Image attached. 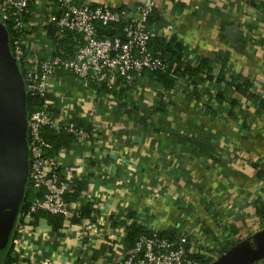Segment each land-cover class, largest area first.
<instances>
[{
	"label": "crops",
	"instance_id": "0c3cea01",
	"mask_svg": "<svg viewBox=\"0 0 264 264\" xmlns=\"http://www.w3.org/2000/svg\"><path fill=\"white\" fill-rule=\"evenodd\" d=\"M47 1L29 0L33 32L27 50L47 43L37 27L46 17ZM87 1L93 7L133 11L148 0ZM154 8L163 20L159 29H169L190 56L224 55L228 71L246 74L264 87V0H156ZM47 36H53L51 28ZM199 74L204 79L199 97L178 83L167 88L147 74L139 77L131 98L142 111L132 117L119 107L120 99L71 73L57 72L49 80L53 96L64 93L79 117L95 120L103 165L91 163L97 168L91 173L80 149L61 158L63 173L81 176L79 200H90L95 211L87 221L62 219L56 230L45 216H36L24 227L37 250L32 264H115L129 250L123 237L117 239L124 221L112 213L125 206L144 213L148 228L185 236L189 252L211 262L264 229L257 217L264 180L256 178L252 166V160L264 159V109L250 110L242 101L235 117H226L228 104L214 99L216 91L229 98L238 94ZM207 104L217 112L207 111ZM151 106L148 124L142 116ZM251 264H264V257Z\"/></svg>",
	"mask_w": 264,
	"mask_h": 264
},
{
	"label": "built area",
	"instance_id": "2783aa9c",
	"mask_svg": "<svg viewBox=\"0 0 264 264\" xmlns=\"http://www.w3.org/2000/svg\"><path fill=\"white\" fill-rule=\"evenodd\" d=\"M155 1L148 0L131 11L127 8L114 10L107 6L93 7L87 0H48L46 17L37 24L40 28L39 34L46 38L47 29L53 27L56 40L64 38L66 34L78 35L70 55L54 42L39 45L35 50H27L25 43L33 32L28 21L33 12L29 0H0V22L5 27L8 23L11 24V32L6 28L9 46L15 53V58L22 64L27 103L29 97L45 98L39 107L28 110L27 106V187L36 196L20 212L11 247L6 254V264H32L36 260L37 250L33 241L27 237L24 227L33 223L37 214L42 212L61 216L66 221L88 220L81 217L77 203L66 199V195L81 176L76 177L70 171L63 173L59 169L61 158L75 148L83 147L91 173L97 172V168L91 166V163L98 162L103 165V158L97 156L96 151L102 142L99 136L91 135L71 121L70 114L75 112L74 103L66 99L64 93L58 95L60 107L53 106L48 99V95L53 96L49 80L58 70H63L76 76L86 86L106 84L109 88L126 87L133 94L136 81L142 76V72L169 69L160 52L153 53L150 48L153 36L161 35L166 39L172 36L169 29L155 31L148 24V16L155 9ZM246 9L250 11V7ZM98 22L103 25L126 23L122 27L123 36H100L96 27ZM171 71L176 84L185 86L190 92L199 87L192 84L191 80L173 73V67ZM202 75L207 74L203 71ZM253 85L251 89L264 97L263 85L259 86L257 82ZM256 106L253 102L245 104L250 110ZM75 114L79 116L78 113ZM47 128L58 133L73 134L75 139L69 148L63 147L58 153L52 154L53 144L42 134ZM129 211L125 206L112 213L115 220L120 218L124 221V226L119 228L122 236H117V239L126 236V226L133 222L143 225L150 232L140 235L133 248L115 264H200L190 257L185 236L161 237L160 231L148 228L144 213L135 212V218H128ZM84 245L86 248L89 243L85 242Z\"/></svg>",
	"mask_w": 264,
	"mask_h": 264
},
{
	"label": "trees",
	"instance_id": "16d2710c",
	"mask_svg": "<svg viewBox=\"0 0 264 264\" xmlns=\"http://www.w3.org/2000/svg\"><path fill=\"white\" fill-rule=\"evenodd\" d=\"M30 8L32 9L31 5ZM162 23H163L162 18L159 16L157 10L154 9L148 16V24L150 28H152L155 31H158ZM124 25H126V23L124 22L118 23L116 25H103L100 22L96 23L98 33L102 37L104 36L122 37L123 36L122 27ZM6 28L8 29V31L11 32L10 23L6 25ZM54 31L55 29H53L52 27L51 33L54 34ZM77 38L78 35L66 34L64 38L58 40H56L54 36L51 37L49 36V38L48 36H46L45 39L47 40V43H53V42L57 43L58 47H61L65 51V53L71 55L73 52V45L75 43V39ZM150 48L153 53L159 51L161 57L168 64L169 67V69L167 68L165 70H154V71L145 70L144 72H142V76L144 74H147L148 78L150 80H154L155 83H159L167 88H171L174 84H176V80L172 76V71H171V68L173 67V73L181 77H184L188 80H191L192 84L197 86L199 82L204 80L203 78L202 79L200 78L199 73L205 71L207 75L204 77L207 79L208 82H210L211 84L224 83L225 87L233 88L235 93L238 94V98L236 97L229 98L225 95L224 92L216 91L214 95V99L217 102H219L221 105L224 102H227L228 104L229 109L226 112V117L234 118L235 117L234 110L238 105L242 104V101L244 103L253 102V104L255 103L257 105V108L264 109V97H260V95L257 92L251 89L252 81L249 78V76H247L246 74L244 75L242 73H233L231 71H228L226 62H224L225 61V59L223 58L224 55L223 56L218 55L214 59L203 58L201 56L196 55L194 59H190L189 58L190 55L185 52V47L183 46L181 41L177 39V37H175L174 35H172L169 39H166L161 35L153 36L150 41ZM218 64L220 68L219 71L216 73V76H214L213 70H216V65ZM57 72L61 75L67 73V71H63V70H58ZM92 87H96L100 92L106 94L107 93L112 94L118 99H120L121 102L119 103V107L123 109L125 115H130V117H132L135 115H139V112L142 111L139 104L136 103L135 100H132L131 96H133L134 93L132 94L131 92H129V88L117 87V86L114 88H109L106 84H102L98 86L93 85ZM190 93L195 97H199L200 94H202V92L198 91V89L196 88L193 90V92L191 91ZM44 99H45L44 97H37L36 99H32L31 97H29L27 103L28 110L39 107V105H41ZM48 99L51 100L55 108L60 107L61 102L59 98L48 95ZM66 99H68L67 96ZM73 106L75 112L77 113V110L75 108L76 107L75 103L73 104ZM206 109L210 113L217 112L209 104H207ZM145 111L146 112H143L144 114L142 118H144V120L146 119L149 120L147 121V123L151 124L150 117H147V115L152 116V114L154 113V107L151 106L148 109H145ZM75 112L74 111L71 112L70 118L71 121L77 125V127L86 129L91 135L98 134L97 128H93V125L95 124L94 119L92 118L87 119L86 117L76 116ZM42 134L47 139H49V141L53 144L52 154L58 153L59 149L61 150L63 146L69 148L73 140L75 139L73 134L66 132L58 133L49 128L44 129ZM75 149H80L82 152L84 148L80 147ZM252 162H253L252 166L256 170V178H258L259 180H264V159H256V160H252ZM59 169L61 170V168ZM83 189H84V183L76 181L75 186L66 195V199L70 202L77 203L76 201H80L79 200L80 193ZM35 196L36 194L33 192V190L30 187L26 186L24 199L22 206L20 208V212L28 206L30 201ZM78 206L80 210V215L83 219L84 218L92 219V213L95 211V209L93 208V203H91L90 200H86V201L82 200L78 202ZM40 215L45 216L55 230L62 226L63 218L61 216H53L42 212L37 214L36 216L39 217ZM135 216H136L135 212L131 210L127 214L128 218H135ZM257 217L259 218L260 223L263 224L264 227V204L259 205L257 210ZM74 221L78 222L79 220L74 219ZM122 223L124 224V222ZM126 229H127V234L124 237L123 242L126 248H128V250L133 248L135 242L137 241L140 235L149 234L150 232L146 227L135 222L127 225ZM13 235H14V230L12 231V235L10 236V239L8 240L4 248L5 249L4 252L2 253V255H0V264H6L7 261L6 254L11 247V241ZM159 235L161 237H167V238H175L177 236V234L175 233L164 232V231L162 232L160 231ZM229 247L230 246L224 248L225 250H227ZM186 248L187 251L189 252L188 246ZM189 255L193 259L197 260L200 264H209L211 262L210 258L197 256L195 254H191L190 252Z\"/></svg>",
	"mask_w": 264,
	"mask_h": 264
},
{
	"label": "water",
	"instance_id": "95a60500",
	"mask_svg": "<svg viewBox=\"0 0 264 264\" xmlns=\"http://www.w3.org/2000/svg\"><path fill=\"white\" fill-rule=\"evenodd\" d=\"M27 93L21 61L0 22V255L18 225L27 186ZM264 257V229L254 232L209 264H251Z\"/></svg>",
	"mask_w": 264,
	"mask_h": 264
},
{
	"label": "rangeland",
	"instance_id": "374dc122",
	"mask_svg": "<svg viewBox=\"0 0 264 264\" xmlns=\"http://www.w3.org/2000/svg\"><path fill=\"white\" fill-rule=\"evenodd\" d=\"M252 81V80H251ZM254 84V82L252 81V85ZM254 86V85H253ZM260 86V85H259ZM254 87H256V86H254Z\"/></svg>",
	"mask_w": 264,
	"mask_h": 264
}]
</instances>
